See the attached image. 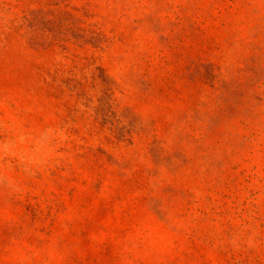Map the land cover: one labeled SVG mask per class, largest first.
<instances>
[{
  "label": "rangeland",
  "instance_id": "1",
  "mask_svg": "<svg viewBox=\"0 0 264 264\" xmlns=\"http://www.w3.org/2000/svg\"><path fill=\"white\" fill-rule=\"evenodd\" d=\"M0 264H264V0H0Z\"/></svg>",
  "mask_w": 264,
  "mask_h": 264
}]
</instances>
